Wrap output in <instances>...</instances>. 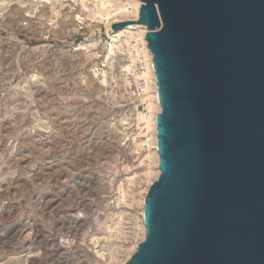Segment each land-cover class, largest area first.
Instances as JSON below:
<instances>
[{"label": "rangeland", "instance_id": "obj_1", "mask_svg": "<svg viewBox=\"0 0 264 264\" xmlns=\"http://www.w3.org/2000/svg\"><path fill=\"white\" fill-rule=\"evenodd\" d=\"M111 32L80 0H0V264H120L143 241L153 147Z\"/></svg>", "mask_w": 264, "mask_h": 264}, {"label": "water", "instance_id": "obj_2", "mask_svg": "<svg viewBox=\"0 0 264 264\" xmlns=\"http://www.w3.org/2000/svg\"><path fill=\"white\" fill-rule=\"evenodd\" d=\"M162 112L127 264H264V0H141Z\"/></svg>", "mask_w": 264, "mask_h": 264}, {"label": "bare ground", "instance_id": "obj_3", "mask_svg": "<svg viewBox=\"0 0 264 264\" xmlns=\"http://www.w3.org/2000/svg\"><path fill=\"white\" fill-rule=\"evenodd\" d=\"M82 7L87 11V16L105 22L109 27L116 22L126 21V20H138L140 17V7L143 4L141 0H80ZM90 3L94 6L90 7ZM129 24H133V26H128ZM148 28L146 25L136 22V23H128L127 25L114 30L110 33L111 48L108 52V60L112 58V55H115L114 48H121V45L128 44L132 37H137L138 35L141 38L146 36V32ZM123 37H126L123 40ZM146 44V43H145ZM149 50V49H148ZM147 70L145 71V76L150 77L152 79V86L148 92L147 98L145 101L148 103L147 108L149 109L147 112L145 110H141V119L143 120L144 125L147 123L148 132L151 137L148 138L150 145L153 149L147 154V157L150 159V162L154 163L155 168L150 169V173H154L156 179L159 178L161 170L159 168L160 163V154L158 151V135H157V115L162 112V106L159 101V93H158V82L156 78V72L153 67V53L149 50L147 53ZM145 109V108H144ZM151 122V123H150ZM147 141V143H148ZM145 143V141H144ZM150 150V149H149ZM154 182L151 181L152 185ZM150 189V188H149ZM149 192V191H148ZM148 194V193H147ZM147 196V195H146ZM146 196H143L141 199L142 205V240L146 239V226H145V199ZM140 242L133 246L132 252L129 254L126 260H123L120 264H127L128 260L132 257L133 253L138 248Z\"/></svg>", "mask_w": 264, "mask_h": 264}, {"label": "built area", "instance_id": "obj_4", "mask_svg": "<svg viewBox=\"0 0 264 264\" xmlns=\"http://www.w3.org/2000/svg\"><path fill=\"white\" fill-rule=\"evenodd\" d=\"M128 26L132 27L133 24H129ZM148 44L149 42L145 37L141 38V36L138 35L137 37H132L130 42L124 46L129 61L126 65L127 75L131 78L132 84L139 93L142 102L141 106L146 112L149 109L147 108L148 103L145 99L151 89L149 86H152L153 83L150 77L145 76L148 63L147 53L150 50L147 46Z\"/></svg>", "mask_w": 264, "mask_h": 264}]
</instances>
